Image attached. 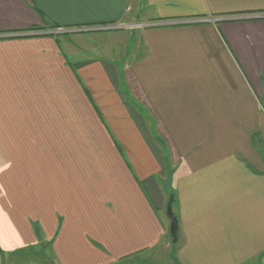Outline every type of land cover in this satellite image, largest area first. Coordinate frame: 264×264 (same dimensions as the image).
I'll use <instances>...</instances> for the list:
<instances>
[{
	"label": "crops",
	"instance_id": "1",
	"mask_svg": "<svg viewBox=\"0 0 264 264\" xmlns=\"http://www.w3.org/2000/svg\"><path fill=\"white\" fill-rule=\"evenodd\" d=\"M161 245L264 264V0H0V264Z\"/></svg>",
	"mask_w": 264,
	"mask_h": 264
},
{
	"label": "rangeland",
	"instance_id": "2",
	"mask_svg": "<svg viewBox=\"0 0 264 264\" xmlns=\"http://www.w3.org/2000/svg\"><path fill=\"white\" fill-rule=\"evenodd\" d=\"M143 25V24H142ZM136 26V25H135ZM141 24L138 25V27H140ZM73 32V31H72ZM78 32V31H77ZM67 33H70L69 31H67ZM90 32L88 31H83V32H79L80 34V37H82V41H84L85 44H89V38H94V35L93 34H88ZM65 34V33H64ZM73 34H70L68 37L69 39H72V36ZM99 37H104V36H101L99 35ZM84 39V40H83ZM102 40V39H101ZM100 42V40H99ZM87 131H81V134L82 133H85ZM50 148V147H49ZM54 148V147H53ZM51 149V148H50ZM50 152V151H49ZM170 234V232H169ZM170 241H172L171 237H170ZM171 246H173L172 243H170ZM167 247L164 246H159L157 248H155V256L152 254H145L144 256V262H147L146 264H161L163 261H165L167 259V254H168V250H169V245H166ZM139 258V257H138ZM137 259V258H136ZM140 259H143V258H140Z\"/></svg>",
	"mask_w": 264,
	"mask_h": 264
},
{
	"label": "water",
	"instance_id": "3",
	"mask_svg": "<svg viewBox=\"0 0 264 264\" xmlns=\"http://www.w3.org/2000/svg\"><path fill=\"white\" fill-rule=\"evenodd\" d=\"M166 213H167V217L170 220V226H169L170 237L172 239V242L176 243V241H177V229H178L177 219L170 209H167Z\"/></svg>",
	"mask_w": 264,
	"mask_h": 264
},
{
	"label": "trees",
	"instance_id": "4",
	"mask_svg": "<svg viewBox=\"0 0 264 264\" xmlns=\"http://www.w3.org/2000/svg\"><path fill=\"white\" fill-rule=\"evenodd\" d=\"M53 27H57V26H53Z\"/></svg>",
	"mask_w": 264,
	"mask_h": 264
}]
</instances>
